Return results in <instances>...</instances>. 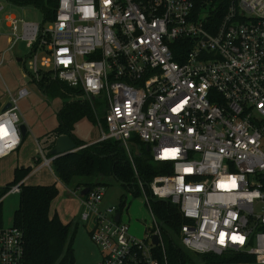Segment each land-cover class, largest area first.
Wrapping results in <instances>:
<instances>
[{"label": "built area", "instance_id": "obj_1", "mask_svg": "<svg viewBox=\"0 0 264 264\" xmlns=\"http://www.w3.org/2000/svg\"><path fill=\"white\" fill-rule=\"evenodd\" d=\"M214 1L54 0L48 27L22 20L21 32L20 21L6 16L11 32L0 64L24 41L33 79L58 78L80 89L102 129L98 141L125 146L136 174L128 190H139L151 208L153 226L140 239L122 221L126 203L106 204V186L80 196V218L93 222L100 264H161L156 247L165 249L164 231L153 200L177 207L186 249L244 252L264 264V0ZM42 50L51 74L38 66ZM28 94L9 92L11 106L0 112V159L22 145L18 102ZM134 139L171 172L144 182ZM39 149L38 169L53 170L54 158ZM22 184L7 194L21 193ZM0 264H27L21 228L0 226Z\"/></svg>", "mask_w": 264, "mask_h": 264}, {"label": "trees", "instance_id": "obj_2", "mask_svg": "<svg viewBox=\"0 0 264 264\" xmlns=\"http://www.w3.org/2000/svg\"><path fill=\"white\" fill-rule=\"evenodd\" d=\"M23 3H36L44 8L46 18L52 20L54 11L50 6L54 0H24ZM223 8V7H222ZM219 11L218 17L224 14V9ZM44 90L55 81L60 83L61 91L65 95H80L78 88L68 86L58 78L42 77L34 79ZM47 82V85H46ZM83 102V101H82ZM67 103L60 112V124L54 132L48 135L53 146L54 137L69 135L77 146L87 145V142L79 141L72 132L73 120L89 114L96 121L92 106L85 102ZM27 135V134H26ZM138 144V151H131L138 176L144 182H150L156 175L171 172L170 165L165 162L154 161L150 148L139 139H134ZM51 157L50 154H48ZM52 169L57 178L73 193H79L83 188H93L98 184L106 186L105 180L115 179L124 189H129L136 180V174L129 154L121 141L105 139L88 144L75 152L56 158L52 161ZM32 168H16L15 178L9 183L2 193H7L12 185L22 181ZM56 183L22 184L20 201L14 215V226L19 227L24 233L25 256L27 264H75L74 239L76 227H72V221L64 223L57 214L51 215V207L54 199L59 195ZM1 196V197H2ZM0 197V198H1ZM122 207L125 205L124 197L119 201ZM152 207L155 214L166 225L164 229L165 249L156 247V254L161 264H257L253 255L244 252H231L222 255L214 253L197 254L186 249L177 239L184 222L176 206L164 200H153ZM0 211V226H2Z\"/></svg>", "mask_w": 264, "mask_h": 264}, {"label": "rangeland", "instance_id": "obj_3", "mask_svg": "<svg viewBox=\"0 0 264 264\" xmlns=\"http://www.w3.org/2000/svg\"><path fill=\"white\" fill-rule=\"evenodd\" d=\"M220 2L221 0H215L214 4L218 5ZM1 5H3L4 10L0 15V61L3 52L8 47L7 37L11 32V27L7 25L6 21L7 15H14L20 21V32L22 20L36 23L44 22L46 27L49 26V20L45 21L43 9L34 3H13L8 0H1ZM29 52H31V50L26 46V43L20 41L13 51H9L5 54L4 61L0 64V109L9 101V92L13 95H17L21 88H27L29 91L28 96L20 99L18 102L20 116L22 122L27 125L28 132L23 139L20 152H16L0 160V197L7 184L14 180L15 167L17 165H31L32 170H34L37 164H32L33 155L35 153L41 155L39 147H41L46 155L49 154L48 144L51 143V138L48 134L54 132L59 126L61 120L60 112L64 106L67 103L70 104L74 102H81L80 104H83V106L85 102L91 105L90 100L80 95H65L62 93L60 83L57 81L51 83L48 90L41 88L33 79L35 75L31 69L30 58L25 60ZM33 53L34 52H32V54ZM37 54L39 57L38 66L44 71H49L48 73L51 74L50 67L42 65L43 57L47 55L46 52L42 50L38 51ZM19 58L23 60L19 61ZM102 115L103 112L100 113V117H102ZM103 126L104 130H107L105 122ZM72 132L79 141H84L88 144L94 143L95 139L101 138L102 136V129L99 127L97 120L94 121L89 114L73 120ZM134 150L135 148L131 149L132 152H134ZM28 183L34 185L57 184L60 192L52 203L51 215L57 214L61 220L65 221L64 223L72 221V227H76L73 245L75 264H100L102 261V254L98 246L92 240L90 234L93 228V222L91 220L83 221L80 218L79 198L73 195L74 193L68 192L67 187L57 178L54 171L49 168H44L39 172L33 173ZM105 184L106 204H117L121 197H124L126 205L122 213V221L129 225L130 232L133 235L140 239L145 238L146 230L153 226V215L151 213V208L141 196L142 193L138 190V194L133 195L113 178L106 179ZM7 193L1 197L2 201L0 203L4 227L13 226L15 211L20 201V193ZM157 218L161 223V227L167 230L166 225L158 216ZM177 239L181 243V234L177 236Z\"/></svg>", "mask_w": 264, "mask_h": 264}, {"label": "water", "instance_id": "obj_4", "mask_svg": "<svg viewBox=\"0 0 264 264\" xmlns=\"http://www.w3.org/2000/svg\"><path fill=\"white\" fill-rule=\"evenodd\" d=\"M23 59H19V61H22ZM11 106V103L8 102L6 105L3 107V111L7 110ZM21 133L22 137L25 138L27 132H28V127L25 123H22L21 126ZM131 145L138 151V144L137 143H131ZM53 147L49 150V154L51 155L52 158L56 159L62 156H65L69 153L75 152L78 149H81L85 147L86 145L83 146H77L76 142L73 140V138L69 135H60L54 138L53 141ZM147 149H149V146H146ZM90 190L89 187L83 188L79 192V196H85L88 191ZM121 217V214L118 213L116 215V219L119 220ZM153 243L157 245L159 243V237L158 235H154L153 237Z\"/></svg>", "mask_w": 264, "mask_h": 264}, {"label": "crops", "instance_id": "obj_5", "mask_svg": "<svg viewBox=\"0 0 264 264\" xmlns=\"http://www.w3.org/2000/svg\"><path fill=\"white\" fill-rule=\"evenodd\" d=\"M11 15V14H10ZM7 21V20H6ZM7 25H9V22L7 21ZM8 40H9V35H8V37H7V44H8ZM20 59V58H19ZM18 59V60H19ZM9 101H10V98H9ZM8 101V102H9ZM8 102H6V103H8ZM6 103L4 104V106L6 105ZM3 106V107H4ZM1 111H3V108L2 109H0V112ZM55 138V137H54ZM24 139V138H23ZM100 138H97V139H95L94 141L96 142V141H98ZM35 141H36V138H35ZM22 146V145H21ZM48 146H49V144H48ZM20 150H21V147L16 151L17 153L18 152H20ZM16 152H14L13 154H15ZM13 154H11V155H13ZM11 155H9V156H11ZM37 156H38V154L37 153H35L34 155H33V160H32V164H34V163H36L37 165L35 166V168H34V170H31V172L23 179V181L25 182V184H29L28 183V181L30 180V178H31V175L33 174V173H36V172H39L40 170H42V169H44V168H48V167H42V168H39L38 169V162L36 161L37 159ZM6 158V157H5ZM4 159V158H3ZM0 160H2V159H0ZM28 167H30V168H32V166L31 165H28V166H26L25 164L23 165V164H21V165H17L16 167H15V170H16V168H28ZM53 171V170H52ZM11 183V182H10ZM9 184V183H8ZM7 184V185H8ZM67 190H68V192H70V193H72L73 194V192L69 189V188H67ZM73 195H76L78 198H79V202H80V196H79V193L78 194H73ZM106 202V201H105ZM80 211H81V202H80ZM63 222H65L64 220H62Z\"/></svg>", "mask_w": 264, "mask_h": 264}]
</instances>
